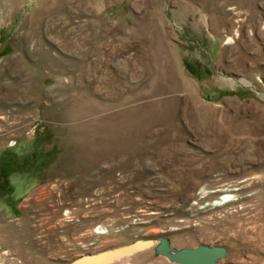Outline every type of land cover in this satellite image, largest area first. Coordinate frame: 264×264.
Instances as JSON below:
<instances>
[{
    "label": "rangeland",
    "instance_id": "obj_1",
    "mask_svg": "<svg viewBox=\"0 0 264 264\" xmlns=\"http://www.w3.org/2000/svg\"><path fill=\"white\" fill-rule=\"evenodd\" d=\"M6 151L44 168L0 199V264L159 236L264 264V0H0Z\"/></svg>",
    "mask_w": 264,
    "mask_h": 264
},
{
    "label": "water",
    "instance_id": "obj_2",
    "mask_svg": "<svg viewBox=\"0 0 264 264\" xmlns=\"http://www.w3.org/2000/svg\"><path fill=\"white\" fill-rule=\"evenodd\" d=\"M145 248H153L156 255L177 264H218L227 254V248L220 245L198 244L195 247L176 249L167 236H159L155 239L139 238L124 245L87 252L65 264H113L118 259L129 257Z\"/></svg>",
    "mask_w": 264,
    "mask_h": 264
},
{
    "label": "flooded vegetation",
    "instance_id": "obj_3",
    "mask_svg": "<svg viewBox=\"0 0 264 264\" xmlns=\"http://www.w3.org/2000/svg\"><path fill=\"white\" fill-rule=\"evenodd\" d=\"M6 153L9 160L2 163L3 165L0 164V168L4 169L5 175L3 177L0 175V183L2 184V186H0V192H2L0 193V199H4L7 207L8 205L11 207L12 204H14L13 202L18 199L20 190H24L26 188V180L28 178L30 179L29 176H23L26 174V171H36L39 173L40 171L42 172L44 165H42L43 163L41 160L38 161L35 157L28 163L27 161H24L25 159L23 157L20 160L19 155L14 152L12 153L11 151H6ZM39 157L41 158V155Z\"/></svg>",
    "mask_w": 264,
    "mask_h": 264
},
{
    "label": "bare ground",
    "instance_id": "obj_4",
    "mask_svg": "<svg viewBox=\"0 0 264 264\" xmlns=\"http://www.w3.org/2000/svg\"><path fill=\"white\" fill-rule=\"evenodd\" d=\"M227 40H228V41H231V38H228ZM232 198H234V196L231 195V194L224 195L223 198L221 197L220 200H217V201L214 202L213 204H215V205H217V204L220 205V204H222V203H224V202H226V201H228V200H231ZM105 232H107V231H106V228H100V227H98L95 233H97V234H104ZM166 259H167V258H166ZM118 260H120V259H118ZM118 260H117V261H118ZM117 261H116V262H117ZM116 262H115V263H116ZM115 263H113V264H115Z\"/></svg>",
    "mask_w": 264,
    "mask_h": 264
},
{
    "label": "crops",
    "instance_id": "obj_5",
    "mask_svg": "<svg viewBox=\"0 0 264 264\" xmlns=\"http://www.w3.org/2000/svg\"><path fill=\"white\" fill-rule=\"evenodd\" d=\"M149 249H151V248H149ZM153 249V248H152ZM146 250V249H145ZM145 250H142V251H139V252H136L135 254H133V255H131V256H129V261H128V263L127 264H138L139 263V261H138V259L140 258L139 256L142 254V253H144V251ZM147 251V250H146ZM153 253H154V255L155 256H158V255H156L155 254V252H154V250H153ZM139 257V258H138ZM158 257H162V256H158ZM163 259H166L165 257H162ZM121 260V259H120ZM120 260H118V261H120ZM117 261V262H118ZM169 262V261H168Z\"/></svg>",
    "mask_w": 264,
    "mask_h": 264
}]
</instances>
